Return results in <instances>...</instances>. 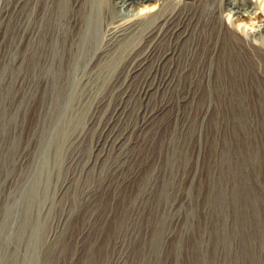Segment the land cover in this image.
Returning a JSON list of instances; mask_svg holds the SVG:
<instances>
[{
  "label": "rangeland",
  "instance_id": "rangeland-1",
  "mask_svg": "<svg viewBox=\"0 0 264 264\" xmlns=\"http://www.w3.org/2000/svg\"><path fill=\"white\" fill-rule=\"evenodd\" d=\"M16 8L0 0V264H109L124 252L121 264H264V109H225L204 119L185 111L182 128L170 110L147 118L176 100L158 81L39 79L19 58ZM157 8L137 13L144 18ZM224 15L239 34L264 23L261 10L242 23ZM256 39L264 42V34ZM150 84L153 94L138 97ZM92 116L96 123L75 142ZM120 134L131 142L126 150L113 144ZM98 141L103 159L81 171ZM72 152L80 160L68 170L75 181L54 203ZM178 171L186 179L179 193ZM175 200L181 206L169 213ZM68 211L55 242L45 245L50 221ZM173 214L181 218L176 227ZM169 231L175 237L163 245Z\"/></svg>",
  "mask_w": 264,
  "mask_h": 264
},
{
  "label": "bare ground",
  "instance_id": "bare-ground-1",
  "mask_svg": "<svg viewBox=\"0 0 264 264\" xmlns=\"http://www.w3.org/2000/svg\"><path fill=\"white\" fill-rule=\"evenodd\" d=\"M1 1H16L19 58L32 64L39 79L106 77L115 84L135 79L158 81L163 94H173L176 100L164 103L147 118L170 110L182 122V128L185 111H197L204 119L211 112L225 109H264V42L256 39V35L264 34V23H258L253 32L243 30L239 34L233 28L235 23L226 24L223 18L227 13L234 22L242 23L257 10L264 13V0L262 5L251 0ZM152 6L158 8L149 16L142 18L137 13L141 7ZM152 91L150 84L138 88L136 94L149 97ZM127 95L124 92L122 96ZM114 112L121 116L125 109ZM94 123V116L87 119L74 141L83 140ZM113 144L118 150H126L131 142L120 134ZM102 150L103 144L98 141L81 171L95 168L103 159ZM79 161L75 152L64 159L66 173L55 188L54 203L60 202L74 183L75 175L68 170ZM188 165L181 168L182 172ZM136 175L133 172L131 177ZM154 177L156 172L153 184ZM185 181L178 171L173 179L175 192H180ZM141 206L139 200L133 204L134 220ZM179 206L180 201L175 200L165 209L174 213ZM66 214L56 222L50 221L43 236L45 245L55 242L71 216L70 211ZM175 214L170 220L174 227L181 221ZM174 237L173 231L165 233L163 245ZM125 259L124 252L109 264H121Z\"/></svg>",
  "mask_w": 264,
  "mask_h": 264
}]
</instances>
